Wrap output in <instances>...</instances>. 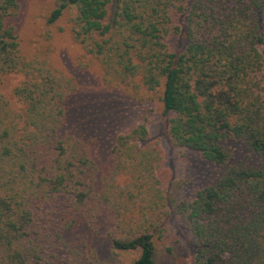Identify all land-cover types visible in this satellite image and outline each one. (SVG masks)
I'll return each instance as SVG.
<instances>
[{"label": "trees", "instance_id": "16d2710c", "mask_svg": "<svg viewBox=\"0 0 264 264\" xmlns=\"http://www.w3.org/2000/svg\"><path fill=\"white\" fill-rule=\"evenodd\" d=\"M32 1L0 0V264H169L173 213L194 235L189 264H264V0H48L79 70L133 99L160 91L171 142L218 168L192 199L146 117L107 156L68 130L79 84L22 38ZM231 141L258 159L235 160Z\"/></svg>", "mask_w": 264, "mask_h": 264}, {"label": "rangeland", "instance_id": "374dc122", "mask_svg": "<svg viewBox=\"0 0 264 264\" xmlns=\"http://www.w3.org/2000/svg\"><path fill=\"white\" fill-rule=\"evenodd\" d=\"M48 0H34L26 11L22 38L31 49L51 46L55 49L56 63L67 73L76 76L79 89L69 108L68 130L80 138L97 140L105 156L110 152L116 135L131 125L147 118V124L154 140H157L165 154V166L172 178L179 181V197L192 199L196 192L210 182L218 168L204 160L202 155L185 147L175 146L167 133V115L160 91L140 88L141 99H133L125 89H111L97 78V66L87 71L79 70L75 62L83 56L80 45L73 39L65 19L52 25L46 24L44 16L49 10ZM31 14H36L35 19ZM52 34L47 39V34ZM22 75L11 74L5 78L3 90L15 109L21 107L12 90ZM235 160H257L244 144L231 141ZM165 241L174 248V260L169 264H189L195 254L194 235L181 217L173 213L166 221Z\"/></svg>", "mask_w": 264, "mask_h": 264}]
</instances>
